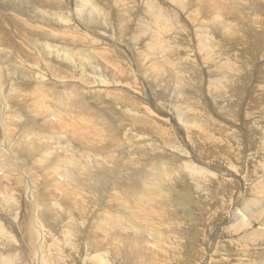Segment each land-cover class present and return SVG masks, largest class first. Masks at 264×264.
<instances>
[{"label": "bare ground", "instance_id": "1", "mask_svg": "<svg viewBox=\"0 0 264 264\" xmlns=\"http://www.w3.org/2000/svg\"><path fill=\"white\" fill-rule=\"evenodd\" d=\"M142 1L143 0H138V4L133 7V14L129 18L118 17V21L115 24V34H128L131 36L133 35V29L130 26L132 23L131 21L138 22V29L140 32L133 38L135 45H138L136 43L140 40L139 34L143 33V35H145L148 33L149 35L151 42L146 39L144 40L145 42L142 43L141 40V46L137 47L127 58L134 60L137 50L146 46L148 43L156 50L161 48L162 50L158 52L160 54L165 53L161 56L166 58L169 62L182 68V70H187L189 62H185L186 56L183 60L181 57L192 53L193 45H188L187 47L174 45L176 41L188 33V30L177 24L176 13L172 10L169 11L166 1L172 2L173 0H148L150 6L147 10L142 6ZM210 1V11L214 23L209 29L215 35L220 36V39L215 42L217 46L227 48L223 46V44H225L226 46L229 45L230 48L228 49L233 50L235 46L241 42H239L238 38H234V36H236L238 32L243 34L242 31H244L245 40L247 39L245 42H251V46L252 42H256L257 37L264 36V3L263 5L259 4L258 2L260 1L258 0ZM242 10L243 13H241ZM12 14L24 15L26 19H24V17L19 18L18 16L15 18ZM4 15L9 16V22L12 23L10 27H7L8 24L3 25ZM201 15L202 17L205 16L204 9H201ZM107 19L108 14L105 0H0V57L7 60L19 61L24 66L25 70V73L10 89L3 90L0 86V126L2 128V138L4 140L3 144L0 142V154L3 152L4 156L7 158H5L3 165L0 164V205L5 201L9 218L13 217L16 220V222H13V219V221L7 219V223H5V219L0 217V236L5 235V231L7 230L4 224H26L25 228L27 230L25 234L30 240L35 243V240L38 238L37 244H43L47 238H50L52 240L50 251L61 253L60 248L56 246V244L59 243V238L56 235H58L60 231L65 232L73 226L82 223L81 218H85L88 219L86 222L99 221L100 229L104 234V240L93 238L82 239L85 244L84 249H97L99 251L102 258L95 257L99 259V264H108V262H105L103 259L109 255L116 256L118 254L119 245L123 247L122 252L125 255L124 257L129 261L128 263L132 264L140 257L144 245L150 248H154L155 246V241L149 240L148 237L145 238L144 235V227L147 221L152 220L156 222V224H153L156 228V235L154 232H150L149 234L153 235L154 239L156 238L157 244L160 243V240L161 244H163V236H165L167 232L169 234H176L178 223L176 217L172 216L170 208L165 204L158 203V205H155L151 197L154 190L153 183L155 178L163 175L168 168L161 166V170L157 168V171L147 178V175H149L147 172L148 168H155L157 166L156 159L153 157L156 153L153 155H151V153L148 155L149 159L152 158V160H149L147 163H138L134 161L133 166H136L135 172L132 180L129 181L130 179L121 171L119 154L116 156L119 157L118 159L113 158L115 155L114 151L120 152L122 148V142H120L121 130L116 127V125H112L111 121H107L104 117L105 114L100 117L98 116L99 110H91L89 108L93 103L85 102V97L91 93V90H81L77 82L60 78L66 77L67 73L60 75L56 73L57 75L55 77L54 72L60 70L54 67H47L43 62L45 61L47 64L51 65L54 62L66 61L75 65L80 57L81 65L83 67L89 66L91 73L108 74L102 67L93 65L90 52H86L83 48L90 46L91 43L88 41L90 39L97 47L98 58L103 59L104 62L106 52L104 48L100 47V44L108 43L109 45H115L127 50L123 43L112 38L99 43V41L105 40L106 38L99 35L98 30L106 29ZM237 19L239 20V22H237L239 24L234 23V21H238ZM27 20L36 23V25L27 22ZM180 29H183L184 32H181ZM193 31L197 40H203L207 37L208 29L205 27H196ZM160 32L165 35V39L160 37ZM16 36L18 40L20 37L19 41H21V43L15 40L14 37ZM25 36H27V38H25ZM53 36H55L59 42H62L63 46L58 50L48 51L46 55H42V49L50 45L48 39L49 37L53 38ZM238 36L242 38L241 35H237L236 37ZM22 46L28 50L26 51L24 48H21ZM175 52H178L177 55H174ZM256 52L260 53L259 58H257L258 64L264 67V60L262 61L261 59H264V42L257 47ZM169 55H172L173 58ZM233 56H237V54L234 53ZM238 56H241V54ZM235 63H237V61L229 62V65L225 69L226 75L232 71L239 70V68L237 70L233 68ZM108 68L107 66V69ZM39 69H46V71L40 72ZM37 70L38 72H36ZM108 71L110 74H113L109 69ZM183 74L185 73L183 72ZM98 78L101 81L102 77ZM111 80L112 76L108 77L106 81L111 82ZM57 84H59V86ZM67 86H70L76 94L70 95L67 93ZM47 87L54 88L46 92V97L39 98L36 93L37 89ZM260 88L262 92H258V95L262 96L259 106L261 115L259 117H252L253 119L246 122L245 119L248 117L249 112L245 111L246 108H244V106L237 114L238 119L241 121V125L253 127L255 135L260 139L258 146L259 151L257 153L262 155V157L258 159L261 173H263L261 175L262 177H254L255 179L253 178V181H245L244 177L246 178L247 176L238 177V181L241 185L234 198V200L236 199L235 209H242L241 211L243 214H238L237 210L239 209L232 211L230 214L231 223L229 227L231 229V234L235 235V233L240 232L239 236L246 242L250 241L257 232H261L264 228V73L260 81ZM59 89L62 90L60 91ZM7 95H11L23 103H15L13 99L7 97ZM68 95L71 98L70 104L67 108L60 104L59 108L63 109L57 111V104L63 97H68ZM93 95L94 93L90 97H93ZM152 95L153 94L146 92L144 100L153 106L158 100V97ZM247 96L249 97L250 95L248 94L243 98V103L247 100ZM27 98H29L30 101ZM250 98L249 100H252L251 96ZM28 102L29 104H27ZM210 102L212 103V110L216 114H219L217 112L225 114L222 117L225 121V106H227V104L224 105L222 103L221 93L214 95ZM168 103L170 106L169 110L158 109L156 113L170 122V124L176 123V120H174L176 119V115L178 120H180L186 117L187 113L190 111L200 109V105L197 102L188 103L187 97L170 96L168 98ZM74 108V114H77L79 117L72 115V110ZM218 108L219 111H217ZM106 110L114 112L111 105H108ZM150 110L153 112V107H151ZM100 113L102 114L103 112L100 111ZM85 115L89 117L93 116L95 121H103V123L106 124L105 131L100 130V128L95 129V127H89L90 133L87 135V131L83 129L85 128L84 126H87L85 124L87 119H84ZM240 115H242L243 118H240ZM75 117H78L80 120L79 130L73 129L76 124L74 121V119H76ZM62 118H65V121H63ZM226 118L229 117L226 116ZM230 119L232 120V117H230ZM99 121H97V124ZM15 122H22L21 128L15 126ZM3 124L8 127L9 133L4 129ZM40 125L46 128L47 133H44V135H42V132L40 134L38 132ZM118 125L122 126L120 123ZM221 131L223 133V138L231 142L234 141L233 137L239 132L232 128H223ZM246 132L245 136L247 137L250 134V130L246 129ZM240 133L243 135V132L240 131ZM12 135L13 138H17L15 141L16 143H11L13 140ZM111 136H113L114 139ZM170 138H168V140ZM110 139H113V141H110ZM167 146L168 145L164 146L166 148L163 152L160 151L161 148L159 149V155H163L164 152L168 150L171 152L170 147ZM172 146L175 145L173 144ZM136 149L139 150V147H136ZM154 149H158L155 144L153 145V151ZM248 149L250 150L252 147ZM212 151H219V148H212ZM191 152H193L190 154L192 162H182L181 165L183 170L189 174L197 186H200L198 181L200 180V176H203L204 180H206L208 176L209 181L213 182L214 175L217 172H210L207 166L197 158L195 152L193 150H191ZM222 154L225 155L224 151H222ZM135 158L137 159V157ZM67 160L70 163H68L66 167L60 168L59 166H61L62 163H67ZM83 165H88L89 167V171L84 175V181H86V179L92 180L91 182H89V180L88 182L83 181L82 188L88 190L90 186H93L94 191L97 192L99 190L98 196L100 197L99 203L95 201V198L98 197H95L94 201L90 199L92 201L91 205L93 206L91 210L89 208L87 209V215L90 213L88 217L87 215L85 216L84 213L78 214L77 210L82 211V207L75 206V210L71 208L72 201L70 197L72 193L70 192L71 190L68 191V186L70 185L81 186L82 179L77 177V173L71 170L84 167ZM53 169L59 170L62 173V176L58 174V183H55V177H51L50 171ZM211 170H213V168ZM42 171H44V174H41ZM36 172L39 173L37 178L33 176ZM247 172H250V170ZM30 174L33 179H31ZM225 175L229 176L231 173ZM61 179L66 180L67 183L62 184L60 182ZM11 181L14 183V187L4 184L5 182L9 183ZM243 185H248L249 187L245 190L243 189ZM48 188H50L54 194L51 192L49 193L47 191ZM72 190L74 189L72 188ZM102 191L107 192V194L109 191H114L117 195L119 192L120 197L124 198L123 200H121L119 196L113 198L112 195H107L106 193L104 197ZM243 193H245V195H243ZM19 194L24 200L23 204H20L21 208L25 209L21 218L18 216L19 205L14 206L15 204H8V198H16ZM166 201H170V198L167 197ZM116 202L117 204L115 205ZM84 203L89 207L90 204L85 202V200ZM72 211H75L74 214H77V218L72 217L74 215ZM32 212L34 216H32ZM245 215L247 216L245 217ZM52 220L60 221V224H52L54 233L50 235L46 232V229L50 228L48 222L52 223ZM134 223H136V225H133ZM30 224L33 225L36 231V238ZM255 224L260 225V227H255ZM65 242L69 244V247H79L77 244L70 242V236L67 237ZM162 248L163 245L162 247H160V244L157 245V250ZM41 251V247L36 249V246L30 244L29 253L26 257L11 254L4 255V257L7 258V264H45ZM74 252H78V249ZM132 254L133 256H131ZM88 256L90 255L88 254Z\"/></svg>", "mask_w": 264, "mask_h": 264}, {"label": "rangeland", "instance_id": "2", "mask_svg": "<svg viewBox=\"0 0 264 264\" xmlns=\"http://www.w3.org/2000/svg\"><path fill=\"white\" fill-rule=\"evenodd\" d=\"M258 1H260L258 2L259 4L263 5L264 0ZM105 3L108 14L106 29L98 30V34L106 38L105 40L99 41V43L112 38L123 43L127 50L115 45H109L108 43L100 44V47L104 48L106 52L105 63L103 59L98 58L97 47L90 39L88 40L91 43L90 46L83 48L86 52H90L93 65L102 67L108 74L91 73L89 66L83 67L81 65L80 57L75 65L66 61L54 62L51 65L47 64L45 61L43 62L47 67H54L60 70L54 72L55 77L57 74L67 73L66 77L60 78L77 82L81 90H91V93L85 97V102L93 103L89 108L91 110H99L98 116L100 117L105 114V119L111 121L112 125H116V127L121 130L120 142H122V148L120 152L114 151L115 155L113 158L118 159L120 157L121 171L130 179L129 181L132 180L135 172L136 166H133L134 161L138 163H147L149 160H152V158L149 159L148 154L152 153L151 155H153L156 153L153 157L156 159L157 166L155 168H148L147 172L149 175H147V178L154 174L157 168L161 170V166L168 168L163 175L155 178L153 183L154 190L151 197L155 205L160 203L170 208L172 216L176 217L178 223L176 234H169L167 232V234L163 236V244H161V240L159 243L160 247L163 245V248L157 250V245L159 244H157L156 238L154 239L153 235L149 234L150 232H154L156 235V228L153 226L156 222L152 220L147 221L144 227V235L145 238L148 237L149 240L155 241V246L153 245L154 248H150L144 245L140 257L132 264H264V228L261 232H257L250 241L246 242L239 236L240 232L232 235L229 227L231 223L230 214L232 211L239 209H235L236 199L234 200L241 185L238 181V177L247 176V179L244 177L245 181H253L255 179L254 177L260 178L263 174L261 173L258 160L262 155L257 153L259 151L258 146L260 139L255 135L253 127L241 125V121L238 119L237 114L244 106V108H246L245 111L249 112L248 117L245 119L246 122L253 119L252 117H259L261 115L259 106L262 96H259L258 92H262L260 81L264 73V67L257 62L260 53H257L256 49L264 42V36L257 37L256 42H252L251 46V42H245L247 39L245 40L244 31H242L243 34L238 32L237 35H241L242 38H240V36L236 37L237 35L234 36V38H238L239 42L243 41L242 43L240 42L237 44L233 50L228 49L230 48L229 45L226 46L225 44H223V46L227 48H221L215 44V42L220 39V36L215 35L209 29L214 23L210 11V0L166 1L169 11L172 10L177 15L176 23L188 30V33L176 41L174 45L185 47L193 45V52L181 57L183 60L186 56L185 62H189L187 70H182V68L169 62L166 58L161 56L165 53L160 54L158 52L162 50L161 48L156 50L148 43L146 46L137 50V52L141 54L136 52L135 54L137 56L135 55V59L130 60L127 56L133 53L137 47L141 46V40L142 43H144L146 39L150 41L149 35L148 33L145 35H143V33L139 34L140 40L136 43L138 45H135L133 38L140 32L138 29V22L131 21L132 23L130 26L133 29V35L131 36L128 34H115V24L118 21V17L129 18L133 14V7L138 4V0H105ZM141 4L146 10L150 6L148 0H143ZM201 9L205 11L204 17L201 15ZM241 13H243V10ZM12 15L15 18L16 16L19 18L24 17V15L21 14ZM4 17L3 25L8 24L7 27H10L12 23L9 22V16L4 15ZM24 19L26 18L24 17ZM27 22L30 21L27 20ZM237 22H239V20L236 22L234 21V23ZM30 23L36 25V23ZM196 27H205L208 29L205 39L197 40L193 31ZM180 31L184 32L183 29H180ZM160 37L165 39V35L161 32ZM14 38L17 42L20 40V37L19 40L17 36ZM25 38H27V36H25ZM19 42L21 43V41ZM48 42L50 45L42 49V55H46L48 51L58 50L63 46L62 42H59L55 36H53V38L49 37ZM21 48H24L26 51L28 50L24 46ZM177 53L178 52H175L174 55H177ZM234 53H236L237 56H233ZM239 54H241V56H238ZM169 56L172 57V55ZM261 59L262 61L264 60L263 58ZM233 61H237L233 68L236 70L239 68V70L232 71L226 75L225 69L229 65V62ZM107 66L113 74L109 73ZM39 71L44 72L46 69H39ZM36 72H38V70ZM183 72L185 74H183ZM24 73L25 70L22 63L17 60H7L0 57V86L3 90L10 89ZM111 76V82L106 81L107 78ZM98 77H102L101 81ZM57 85L59 86V84ZM54 87L37 89V96L39 98L46 97V92ZM59 90L61 91L62 89ZM66 91L70 95L76 94L70 86H67ZM146 92L158 97V100L153 106L144 100ZM93 93V97H90ZM217 93H221L222 103L224 105L227 104V106H225V112L226 116L229 118L225 116V119H228L227 121L229 122L226 120L224 121V118H222L225 114L217 112L219 108L216 111L219 114H216L212 110V103L210 101ZM248 94L252 97V100H249L251 98L247 96V100L243 103V98ZM170 96L187 97L188 103L197 102L200 105V109L190 111L187 113L186 117L180 120H178L176 115V119H174L176 123L170 124V122L156 113L158 109L169 110L168 98ZM7 97L12 98L15 103H23L11 95H7ZM27 99L30 101L29 98ZM70 101L71 98L69 95L68 97H63L57 104L56 110L61 111L63 109L59 108L60 104L67 108ZM27 104H29V102ZM108 105L112 106L114 112L106 110ZM151 107H153V112L150 110ZM74 111L75 108L72 110V115L78 116L74 114ZM100 111L103 113L101 114ZM78 117L74 119L76 124L73 129L76 130L80 129V120ZM230 117H232L233 121ZM240 118H243L242 115H240ZM62 119L65 121V118ZM84 119H87L85 123L87 126H84L86 129L83 128L87 131V135L90 133L89 127H95V129L100 128V130L105 131L106 124L103 123V121H95L93 116L89 117L88 115H85ZM97 121H99L98 124ZM118 122L122 124V126L118 125ZM15 126L21 128L22 122H15ZM41 126L42 125L39 126L38 132L39 134L42 132V135H44V133H47L46 128ZM3 127L7 133H9L8 127L4 124ZM223 128H232L239 131L233 137V142L230 140L226 141V138H223V133L221 131ZM246 129L250 130V134L247 137L245 136V133H247ZM240 131L243 132V135ZM111 137L113 138V136ZM168 138L170 139L168 140ZM12 139L13 142L11 141V143H14L17 138H13L12 135ZM113 139H110V141H113ZM0 142L2 144L4 143L1 126ZM154 144L158 149H154L153 151ZM173 144L177 147L172 146ZM166 145L170 147L171 152L168 150L165 151L163 155H159V149L161 148L160 151L163 152L166 148L164 146ZM136 147H139V150L136 149ZM247 147H252V149L249 150ZM212 148H219V151L214 152ZM190 149L195 152L197 158L207 166L210 172H217L214 175L213 182L209 181L208 176L206 180H204L203 176H200V180H198L200 186H197L189 174L183 170L181 165L182 162H192L190 154L193 152H191ZM222 151H224L225 155L222 154ZM118 154L119 157H116ZM135 157H137V159ZM5 158L6 156H4L2 152V154H0L1 165H3ZM68 163L70 162L62 163L59 167H66ZM212 168L213 170H211ZM248 170H250V172H247ZM71 171L76 172L77 177L82 179L80 187L68 186V191L71 190L70 192L72 193L70 197L72 201L71 208L75 210V206L82 207V211L77 210L78 214L84 213L86 216L87 209L89 208L91 210L93 206L91 205L92 201L90 199L93 201L96 199L95 201L99 203V190L97 192L94 191L93 186H90L88 190L82 188V183L85 180L84 175L89 171L88 165L80 168L78 167ZM50 173L52 178L55 177V183H58V174L62 176V173L56 169H53ZM228 173H231V175H225ZM41 174H44V171H42ZM37 175L39 176L38 172L33 174L35 178L38 177ZM30 177L33 179L31 174ZM88 180L91 182L92 179H86L84 182H88ZM60 182L62 184L67 183L64 179H61ZM4 184L12 187L15 186L12 181L9 183L5 182ZM248 187V185H243V189L245 190ZM72 188L74 190H72ZM47 191L54 194L50 188H48ZM105 193L107 194V192L102 191L104 197L106 196ZM143 194L146 195L145 193ZM107 195H112L113 198L119 196L121 200L124 198L120 197L119 192L117 195L114 191H109ZM243 195H245V193H243ZM167 197L170 198L168 202L166 201ZM22 198L20 194L16 196V198H8V204H15L14 206L19 205L18 216L20 218L25 211V209L21 208L24 202ZM84 200L90 204L89 207L87 204L85 205ZM116 204L117 202L115 205ZM241 210L242 209H239L237 212L242 215L243 213ZM74 212L75 211H72V214H74ZM32 216H34L33 212ZM88 216H90V213L87 217ZM246 216L247 215H245V217ZM0 217L5 219V223H7V219L16 222L15 218H9L5 201L0 205ZM72 217L77 218V214L75 213ZM81 219L84 224L79 223L65 232L60 231V233L56 235L59 238V243L56 244V246L60 248L61 253L50 251L52 245V240L50 238H47L43 244H37L38 238L35 240V243L30 240L25 234L27 230L25 228L26 224H4L7 230L5 231V235L0 236V264H7V258L4 257V255L7 254L26 257L29 253L30 244L36 246V249L41 247V254L45 264H99V259L95 258H102L99 251L97 249H84L85 244L82 239L93 238L104 240V234L100 229V222H86L88 219ZM58 223L60 224V221L52 220V223L48 222L50 228L46 229V232L53 235L52 224L56 225ZM133 225H136V223ZM30 226L36 238V231L33 225L30 224ZM255 227L259 228L260 225L255 224ZM69 236L70 242L77 244L79 247H69V244L65 242ZM149 244L151 245L150 242ZM118 247L119 250L117 249L118 254L116 256L109 255L103 260L108 262V264H131L128 263L129 261L124 257L125 255L122 252L123 247L120 245ZM76 249H78V252H74ZM88 254L90 256H88ZM131 256H133V254Z\"/></svg>", "mask_w": 264, "mask_h": 264}]
</instances>
